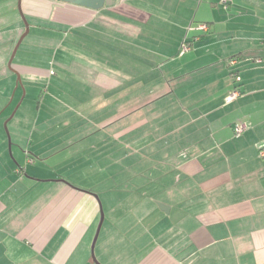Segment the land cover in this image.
I'll use <instances>...</instances> for the list:
<instances>
[{
	"label": "crops",
	"instance_id": "crops-1",
	"mask_svg": "<svg viewBox=\"0 0 264 264\" xmlns=\"http://www.w3.org/2000/svg\"><path fill=\"white\" fill-rule=\"evenodd\" d=\"M22 2L50 47L17 72L48 89L11 146L0 124V264H264V0ZM18 6L0 0L2 122Z\"/></svg>",
	"mask_w": 264,
	"mask_h": 264
},
{
	"label": "rangeland",
	"instance_id": "rangeland-1",
	"mask_svg": "<svg viewBox=\"0 0 264 264\" xmlns=\"http://www.w3.org/2000/svg\"><path fill=\"white\" fill-rule=\"evenodd\" d=\"M21 5H22V10L24 12V15L26 17L27 23L30 26V31L27 34V36L25 37V40L23 39V42L20 44V46H19L20 49L18 48L19 50L17 51L16 56H15L13 62H12V66H8V68L6 66V72H9V74H11V76H13V78L16 80V83L18 81V72H17L18 70L17 69L20 67L19 64H21V62H23V59H24V61H27L29 64H37V65L41 64V62L43 63V60L40 62V60H37L38 58H34L33 57L32 53L38 47H50L48 44H46L47 40L43 39L42 36L39 35L41 33H45L46 31H49V29H48L49 28L48 27L49 26V23H48L49 18H32L31 14L29 13V9H32V8H28L25 4H23L22 0H21ZM7 20L10 23L13 20V18H7ZM20 20H21L20 24L22 26H24V29L21 32H19V34L17 36V42H16L15 46L17 45L19 39L21 38V36L24 34V32L26 30V24H25L24 19L20 18ZM38 32H39V34H37ZM15 46H14V48H15ZM29 51H30V53L27 54V55L25 54V57H24V52H29ZM12 53H13V50H12ZM2 57L3 56L0 55V60L2 59ZM16 83H15V87L13 88V92L11 94V100H13L14 102L13 101L11 102L12 103L11 108L13 107V109H11L12 112H11L9 118L14 113V111L16 109H18V107L21 104V101L24 100V103L21 105L22 108L18 112V116L24 115L29 121L32 120V123H33V121L36 118V115L38 116V107H39L38 105L42 101V98H44V96L47 95L46 91L48 89V87H47L48 83L45 82V84H43V86L42 85H38V84H33L32 87H31V86H29L30 83L27 81L26 77H24V78L22 77V83L18 84V86H17ZM50 89L52 90L53 88L51 87ZM41 95H43L42 98H40ZM41 104H42V102H41ZM9 107L10 106H8V108ZM9 110L10 109H8L6 111V113H8ZM43 112H45V111L43 110ZM8 119L4 120L3 122H2V120H0V124H1V127H3L5 133L8 136L9 145H10V142H11V145H12L13 140H12V135H11L10 128H9V121L6 124ZM57 124L58 123L56 121L54 123V125L56 126ZM105 136L108 137V135H105ZM9 138H10V140H9ZM98 138H99V135H96V134L92 135V136H90V138L88 137V140H89L88 142H91V140H95V142L96 141L98 142V140H99ZM95 142H93V144H95ZM84 143H85V139H84ZM100 147L101 146L99 145L98 148H96L95 154L98 153L97 149H100ZM58 170H61V169L58 168ZM76 172H77V170H76ZM81 173L82 172H79L78 175H80ZM82 177H83V175H81V178ZM99 180H100L99 177L92 176L90 178V181H87V185H94L95 186L96 184H98ZM108 185L109 184H106V183L103 184L102 183L101 186L99 187V190H105ZM132 187H133V185H132L131 182L130 183H126L124 185V189H126V191H132V189H133ZM106 207H107V202H106ZM95 248H94V253H95V256H96V259H97Z\"/></svg>",
	"mask_w": 264,
	"mask_h": 264
},
{
	"label": "water",
	"instance_id": "water-1",
	"mask_svg": "<svg viewBox=\"0 0 264 264\" xmlns=\"http://www.w3.org/2000/svg\"><path fill=\"white\" fill-rule=\"evenodd\" d=\"M59 1L67 2V3H72V4L79 5V6H84V7L92 8V9H100L105 4V0H59ZM19 10H20V13L22 15V18L25 21L26 30H25L24 34L21 36V38L19 39L17 45L15 46V48L13 50L12 56H11L10 61H9V65L10 66H12V62H13L15 56H16V53L18 51V48H19L20 44L22 43L23 39L27 36V34L30 31V26L27 23L26 17L24 15L23 10H22L21 0H19ZM18 81H19L18 84L22 83V78H21V75L19 73H18ZM15 112H16V110L11 115V117L7 120L6 124L15 115ZM9 140H10V138H9ZM10 146H11V142H10ZM97 198H98V196H97ZM159 205H160V207H161L162 210L168 211V208H169L168 206H166V205H164L162 203H159ZM166 207H167V209H166ZM104 219H105V214H104L103 208L101 207V219H100V222H99V225H98V228H97V231H96V234H95L93 243H92V256H93V258H94L95 261H97V259H96L95 253H94V248L96 246L98 237L100 235L101 228H102V225L104 223Z\"/></svg>",
	"mask_w": 264,
	"mask_h": 264
},
{
	"label": "built area",
	"instance_id": "built-area-1",
	"mask_svg": "<svg viewBox=\"0 0 264 264\" xmlns=\"http://www.w3.org/2000/svg\"><path fill=\"white\" fill-rule=\"evenodd\" d=\"M200 27H201L202 29H204V30H207V27H208V26H207L206 24H201ZM191 48H192V46H191L189 43H186V42H185V43L182 45V51H183V52H185V51H189V50H191ZM231 63H232V64H236V63H237L236 59H232V60H231ZM233 75H234V77L236 78V80L239 82V81H240V76H239V74H238V75H237V74H233ZM242 93H243V92H242L240 86H239V85L236 86L233 90H231V92H230V94H229V100H232V99H235V98L241 96ZM245 130H246V124H244V123H239V124L236 125V127H235V131H236V134H237V135L242 134ZM261 153H262V155L264 156V149L261 151Z\"/></svg>",
	"mask_w": 264,
	"mask_h": 264
},
{
	"label": "trees",
	"instance_id": "trees-1",
	"mask_svg": "<svg viewBox=\"0 0 264 264\" xmlns=\"http://www.w3.org/2000/svg\"><path fill=\"white\" fill-rule=\"evenodd\" d=\"M239 72H240L239 69L236 68V69H234V70L232 71V75H233V74H237V75H238ZM233 77H234V75H233ZM234 78H235V77H234ZM235 80H236V78H235ZM241 90H242V89H241Z\"/></svg>",
	"mask_w": 264,
	"mask_h": 264
}]
</instances>
